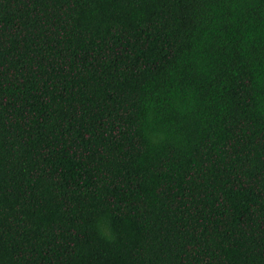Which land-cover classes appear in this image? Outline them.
<instances>
[{"label": "trees", "instance_id": "1", "mask_svg": "<svg viewBox=\"0 0 264 264\" xmlns=\"http://www.w3.org/2000/svg\"><path fill=\"white\" fill-rule=\"evenodd\" d=\"M0 264H264V0H0Z\"/></svg>", "mask_w": 264, "mask_h": 264}]
</instances>
